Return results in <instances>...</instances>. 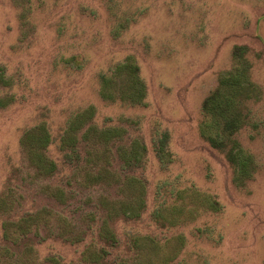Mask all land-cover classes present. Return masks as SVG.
<instances>
[{
    "label": "rangeland",
    "instance_id": "1",
    "mask_svg": "<svg viewBox=\"0 0 264 264\" xmlns=\"http://www.w3.org/2000/svg\"><path fill=\"white\" fill-rule=\"evenodd\" d=\"M261 38L264 0H0V264H102L107 232L117 264H264ZM238 69L242 124L203 129ZM39 125L47 176L21 146Z\"/></svg>",
    "mask_w": 264,
    "mask_h": 264
},
{
    "label": "trees",
    "instance_id": "2",
    "mask_svg": "<svg viewBox=\"0 0 264 264\" xmlns=\"http://www.w3.org/2000/svg\"><path fill=\"white\" fill-rule=\"evenodd\" d=\"M261 39L262 42L264 43L263 38ZM127 68L130 69L131 71L133 70L134 67L130 65V67ZM109 83L110 80L108 79L105 80V85ZM140 84L141 83L139 81L130 80L129 84L126 87H123V96L133 99V102L136 99L140 98L139 96V93L141 92V88L139 89ZM252 86L254 85L248 80L246 71L241 69L236 70L235 74L230 73L226 78H222L218 89L212 93V96H210L209 99L205 101L204 104L205 120L203 123V129L204 127L206 129L208 128L207 127L208 117H212V120H214L211 121L213 129H222V127L225 128L231 127V129H235L236 126L242 124V121H239L238 118H242L243 115L240 113V111L236 110V102L239 101V103H242V107L243 106L245 107V102H244V100L246 99L245 95L248 94V92H250ZM102 94L105 98H108V96L106 95V91H103ZM231 117H235V118H231ZM219 118L220 119L225 118L227 119V121L224 122V124L223 123L221 124V122H219ZM223 119L221 121H223ZM228 119L230 120L228 121ZM68 129L69 130L66 132L65 137L63 139V143H62L63 149L65 148V146H69L71 143L76 145V143L78 142V139H75V134H74V130L78 128L74 124H72L71 126L68 127ZM111 138H113V133L109 132L108 135L104 137V140ZM50 140H51L50 133L46 125H39L31 130H28L24 134L21 141V146L23 148V151L26 153V156L28 157L30 164L36 167L41 174H44L46 176L52 174L58 168L57 164L54 161H52L50 158H48L44 152L45 149L48 147ZM75 140H77V142H74ZM160 142L162 144L161 145L162 148H165L167 146L168 140L163 136V138L160 139ZM143 152L145 154L147 153L146 147L143 148ZM236 152L237 151H235L234 149H231V154L229 155V162L233 166L234 172L237 171L239 174H242L246 168V165L242 163L239 153ZM72 153H76V155H78L77 157L81 156L78 151H74ZM233 153H235V155H233ZM70 155H71L70 153L66 154V161L70 160ZM144 156H142V158H136L133 161L128 160V162L134 164L136 163L134 167L137 166L141 167L144 161L143 159ZM125 164H127V161ZM0 202L4 205L6 203L5 201L3 202L1 200ZM4 205H0V211L3 210L1 208H3ZM156 218L158 219V217ZM5 229H6L5 238L8 239V237H10V232L7 228ZM46 238L48 239L49 237ZM105 238H106V242L108 243V246L100 248V250L103 252L105 257V260L102 262V264H117L114 263L115 260L111 262V260H109L108 258L110 257L111 259L112 256L111 251L119 248L120 245H118V241H117L118 239L117 237H115V234H113V232L112 233L107 232ZM138 240L139 238L138 239L134 238V240L131 239L132 245L131 244H130L131 246L128 245L129 249H131L133 245L136 242H138Z\"/></svg>",
    "mask_w": 264,
    "mask_h": 264
},
{
    "label": "crops",
    "instance_id": "3",
    "mask_svg": "<svg viewBox=\"0 0 264 264\" xmlns=\"http://www.w3.org/2000/svg\"><path fill=\"white\" fill-rule=\"evenodd\" d=\"M264 44V43H263Z\"/></svg>",
    "mask_w": 264,
    "mask_h": 264
}]
</instances>
